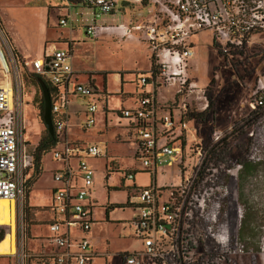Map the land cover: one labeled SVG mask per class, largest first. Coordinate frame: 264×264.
I'll list each match as a JSON object with an SVG mask.
<instances>
[{
    "label": "rangeland",
    "instance_id": "1",
    "mask_svg": "<svg viewBox=\"0 0 264 264\" xmlns=\"http://www.w3.org/2000/svg\"><path fill=\"white\" fill-rule=\"evenodd\" d=\"M47 1L0 0V25L30 62L48 49L49 44L43 47L42 40L53 36V33L43 31V13L32 9L47 6ZM125 3L123 6L119 3L118 9L121 10H115L112 17L117 24L110 26L123 24L131 28L142 23L145 25L151 19L144 5L137 7ZM82 15L81 22L55 29L60 28L63 36L75 40L72 63L81 77L88 72L107 74L106 90L111 94L108 106L116 108L120 105V81L115 74L122 75L126 80L130 77L126 74L128 71H149L152 51L142 31H132L131 39L125 35L106 36L103 33L95 38L87 37L84 27L90 16L89 13ZM53 18L55 20V14ZM102 18L108 20L110 17ZM72 28L74 32L70 31ZM191 41L193 56L186 63L187 84L194 82L196 88L190 91L185 88L178 93V85H161L160 80L155 78V90L152 84L146 88L147 93H154L157 107L174 111L176 117L181 118V123H186V128L176 124L170 132L171 143L179 147L180 152L172 166L167 164L169 157L161 159L156 166V184L163 185L165 191L172 190L180 182V172L181 182L189 188L188 196L197 199L195 219L190 226L204 264H264V109L250 106L254 99L264 98V89L260 90L257 82L264 79V50L254 47L258 41L256 37L248 45L250 48L222 54L214 45L217 40L211 31H200ZM258 43L264 49V42ZM7 44L12 49V41L11 45L9 41ZM14 50L27 150L35 153L38 142L47 134L41 111L43 97L30 64L26 66V59ZM10 72L13 74L12 70ZM141 74L147 76L144 72ZM0 81L3 80L0 78ZM96 83L101 84L98 78ZM129 89V85L123 87V91ZM205 104L207 106L203 109ZM79 105L83 106L82 103ZM100 106L97 105V110H101ZM72 111H80V107L73 103ZM98 116L96 126L102 127ZM80 120L71 122L75 127L72 138L84 140L79 134L82 131ZM109 120V127L93 143L107 148L113 157L110 162V168L114 170L111 179L105 181L102 177L106 158L90 161L95 169L96 190L92 197L98 201V206L94 210L97 223L91 228L89 242L93 250L101 255L94 264H119L118 258L122 254L142 250V242L132 237L128 222L132 216L130 210L117 208L109 215L108 221L103 215V207L108 201L105 189L117 187L118 190L110 194V201L123 202L125 189L121 188V174L141 167V163L133 158L134 146L119 141L120 129L115 127L113 117ZM92 135L94 133L89 132L86 136ZM41 160V169L37 175L31 174L28 183L29 205L26 204L22 211L15 209L12 212L7 202L0 203V264H46L44 254L49 252L46 225L50 217L49 209L42 205L49 203L50 171L57 167V163L51 160L48 152L42 154ZM240 163L249 166L242 178L239 177ZM40 174L42 176L36 183ZM135 182L147 184L146 172L140 173ZM199 203L202 206L197 207ZM244 214L249 232L244 241H240L238 231ZM209 228L215 239L207 236ZM21 258H24L23 263Z\"/></svg>",
    "mask_w": 264,
    "mask_h": 264
},
{
    "label": "built area",
    "instance_id": "2",
    "mask_svg": "<svg viewBox=\"0 0 264 264\" xmlns=\"http://www.w3.org/2000/svg\"><path fill=\"white\" fill-rule=\"evenodd\" d=\"M71 4L87 7L90 22L85 35L95 38L102 30H113L125 36L142 31L152 51L154 74L140 76L141 86L153 85L154 78L161 85H178V93L196 86L187 84V61L193 56L190 39L200 31H211L222 54H230L245 46L247 39L264 32V0H122L131 4H144L151 19L147 24L97 27L95 22L113 12L118 0H64ZM59 26L67 24L68 8H62ZM8 40L0 25V199L12 204V211H22L25 202L27 172L33 158L27 150L25 122L22 115V100L16 57L7 44ZM219 42H222L219 44ZM170 45L169 47H166ZM65 50L52 49L42 57L30 62L32 73L46 77L51 93V120L53 129L60 136L61 149L53 152V158L62 168L56 170L52 180L56 184L51 194V221L47 227L51 234L46 238L51 248L44 254L46 264H94L101 255L94 251L89 242V232L94 223L93 204L90 193L93 187L94 170L89 158L101 156L95 145H83L66 138L67 119L60 113L67 110L70 97L90 98L96 91L77 83L74 71ZM16 67V68H15ZM14 69V70H13ZM10 70L13 71L10 72ZM157 75V76H155ZM150 83H146L147 81ZM259 89H264V79H258ZM50 93V94H51ZM259 97L250 106H262ZM206 104L203 109L206 108ZM95 104L86 105L85 128L94 123ZM60 114V115H59ZM123 119L130 121L135 133L133 158L141 163V172H146L151 183L147 186L127 187L131 194L128 206L133 210L129 220L132 237L142 242V250L124 253L122 264H204L193 237L191 224L194 222V207L197 199L188 196V186L180 182L161 200V189L155 183L156 166L164 157L170 161L180 152L171 143L159 144L160 136H169L178 124L186 128L171 112L157 113L154 93H142L134 109L120 111ZM217 138V137H215ZM166 141L168 142L169 139ZM133 173L123 174V180H133ZM153 180V182H152ZM202 206L201 203L197 207ZM207 236L215 239L209 228ZM23 259L21 261L23 263Z\"/></svg>",
    "mask_w": 264,
    "mask_h": 264
},
{
    "label": "crops",
    "instance_id": "3",
    "mask_svg": "<svg viewBox=\"0 0 264 264\" xmlns=\"http://www.w3.org/2000/svg\"><path fill=\"white\" fill-rule=\"evenodd\" d=\"M120 2L122 4V6H123V3L122 2H124V1L118 0L116 2V5L114 7L113 12L111 14H109V17L110 18L108 20H104L103 18L102 19L100 18L99 20H97L95 22V25L97 27H108V26H110L112 24H117V21H115L113 19L114 18L113 17V13L116 12V11H118V10H121V9H118V5H119ZM135 5L138 7V4H135ZM62 8H68V12H69V16L67 18V24L66 25H68V24L72 25V22H75V23H78L79 21L81 22L82 21V16H83L82 13H85V14L86 13H89V16H90V11H89V9L87 7H84V6H81V5H78V4H71L68 7V3L66 1H64V0H48L47 1V6L45 5L43 7L41 6V7H38V8H32V9H38L39 11H41V13H43V15L41 14L42 15V19H44L43 31H45L46 33L49 32L50 34L53 33V36H51V37L50 36L49 37L46 36L42 40L43 41V47L46 44H49L48 49L45 50L42 55L36 56L33 59H37V58L42 57L46 52H50L54 48L55 49H60V50L67 51L69 53V57H70L69 61H70L71 67H72V69L74 71L73 79L77 83L82 84V85H88V86L92 87L96 91V94L93 95V96H91L90 98H84L83 99V98L70 97L69 98V102H68V106H67L66 113L62 109L60 110V113L62 115L64 114L65 118L67 119V125H66V128H65L66 129V131H65L66 138L69 141H71V142H76V143L83 144V145L84 144L85 145H95L102 152L101 156L96 157V158H89L88 159V164L94 170V173H93V187H92V191L90 193V200H91V202L93 204L92 215H93V218H94V210L98 206V201L95 198L92 197L93 196L92 193L95 192L96 187H95V179H94L95 169H94L93 164L90 161L91 160H96L98 158H106L105 159V163L103 165V168H104L103 172L104 173H103V176H102L103 177V180H105V181H108L109 179H111V175L113 174L114 170H111V168H110V162H111V159L113 157L110 156L109 153L107 152L108 149L105 148V147L104 148H101V147H99L98 145H96L93 142L96 141L97 139H99L98 136H101L102 133H103V131L107 127H109L108 126V122H111L109 120V117H113L114 123H115V127H117L118 129H120L119 130L120 131V135H119L120 136V140L119 141L122 142V143H129V144H131V145L134 146V142H135V138L136 137H135L134 130L132 128V124L130 123V121L119 117L120 116V111L121 110H124V109H134V108H136L137 107V101H138V99L140 97V94L147 93V89L146 88H147L148 84H146L143 87V86H141L139 84L138 80H139V78H140L141 75L144 76V74H141V72H144V73H146L149 76L150 75L149 72H150L152 66H151V60H150L149 61V71H140V72H136V73H134L132 71H128V73L126 72V74H129L130 75V77L128 79H126V80L123 79V76L122 75L115 74V77L117 79H119V81H120V83H119L120 84V92L118 94V96H119L118 98L120 100V105L119 106L117 105L118 107H116V108L115 107L113 108V106L112 107H109L108 106V101L111 99L110 98L111 94L106 90V88H107V74H105V73L103 74V73H92V72H88L85 77H81L79 75V72L76 69L75 64L72 63V50H73V47L75 46V40L72 39V38L68 39L66 36H63L62 30H59L60 28L58 30L55 29L57 26H59L58 21H59L60 15L62 14V12H61L62 10H60ZM53 14H55V20L53 18ZM73 16L75 18H73ZM90 19H91V16L89 18H87L85 27L90 22ZM60 27H63V26H60ZM52 28H54V29H52ZM3 31H4V28H3ZM70 31L71 32H74L73 28ZM4 33H5V31H4ZM101 33H103L106 36H110L111 34H115L117 36H121L122 37V34H119L117 32H114L113 30H109V29L108 30H102L98 34H101ZM5 35H6V33H5ZM8 35H9V33H8ZM192 37H191V39H192ZM256 37H258V41H263L264 42V32L255 33V34L251 35L247 39L244 47L245 48H250L248 45L250 44L252 38H256ZM6 38L10 42V45H11V41H12V43H13V45H12L13 51H15L14 50V48H15L16 51L18 52L19 56L22 57V58H24V59H26L25 60V65L28 66L30 64V59H27L25 57V54L16 47V45L14 44V42L11 39L10 35H9V38H10L11 41L9 40V38H8L7 35H6ZM131 38H133L132 35L131 36H127V39H131ZM191 39H190V46H191V48H193V43H192ZM258 41L255 42L254 47L261 48L262 50H264L263 47H262L263 45H260L258 43ZM214 45L217 46V48L219 47L216 42H214ZM151 56H152V54H151ZM150 59H151V57H150ZM93 74H95V75H93ZM97 78L100 80V82H101L102 85L96 83V79ZM135 81H136V84H135ZM192 83L195 86H197L196 83H194V82H192ZM126 85H129L131 87V89H129L128 91H123V87L126 86ZM51 95H52L53 100H54V98L56 99L57 93H54L53 92V93L50 94V96ZM124 95H125V97H124ZM73 103H76L78 105V107H80V111H72V104ZM80 103H82V105H83L82 107L79 105ZM87 104H95V106H96V111H95V113L93 115L94 123L89 128H85V126H84L85 125L86 118H87V113H86V105ZM98 104H101V106H100L101 110H97V105ZM124 105H126V106H124ZM168 112H171V111H169V110H161L160 107H157V113L158 114H164V115H166ZM113 113H115V115ZM171 113L173 115H175L174 111H172ZM97 116L100 117L99 120L102 121L101 122L102 123L101 124L102 127H97L96 126V124H97ZM79 118H81L80 121H81V124H82V126H79V128H81V130H82L79 134H81V136L85 138L84 139L85 141L83 140V138H80V140L77 139V138L76 139L75 138H72V132L74 131V128L75 127L72 125L71 122L74 121V120H78ZM111 128H114V126H111ZM25 130H26V126H25ZM89 132L90 133L93 132L94 135L89 136V137L86 136L87 133H89ZM55 135H56V140L54 139V143H53L52 148L50 150H48L47 152H48V154L50 153L51 160L53 162L57 163V167L54 168V169H52L50 171L51 185H50V188H49V194H50L49 203L47 205H42V206H47V208L49 209V213L48 214H49V217L50 218H49L48 223L51 221V212H50L51 194H52V190L56 186V184L54 182H52L53 181L52 180V175H53V173L56 170H59V169L62 168L61 163L60 162H57L53 158V152L55 150H60L61 147H62L61 142H60V136H58V134H56V133H55ZM160 138H162V139L159 140V144L171 143L170 134H169V136H167V135L166 136H160ZM164 138H167V140L169 138L170 139L167 142L166 139H164ZM26 143H27V140H26ZM27 147H28V145H27ZM30 154L32 155L33 163H32V167L27 172V180H26L27 184H26V194H25V202H24V205H26V204L29 203V196H30L29 194H30V192H29V188H28V183H29V180L31 178V174L33 176H35V175H37L36 171L39 170V168L41 169V166H39L36 169V164L34 162V154L35 153L30 152ZM43 157H42V159H43ZM176 158H177V155H175V159ZM40 161H41V164H42V160L41 159H40ZM174 161H172L169 166H172V164H173ZM168 162H167V164H168ZM116 172H119V170H116ZM128 172L134 174L133 175V180H125V179L123 180V177H122L123 174H121V176H120L121 188H124L125 189L124 190L125 200L123 202H112V201H110V194H112L114 192V190H118V189H116L117 187H111V188H108V190L105 189V193L108 196L107 197L108 198V201L105 204V206L103 207V215H104V217H105V208L107 206L124 205V204L128 203V201L131 202V200H132L131 194L127 192V190H128L127 187H129V186H131L133 184H135L136 186H147V185H149L151 183V179H150V177H149V175L147 173H146V175H148V183L147 184L142 185L141 183H138L137 184V182H135L136 181V177L138 178L140 176V173H144V172H141L140 169H132L131 168V169H128ZM41 173H42V170H41ZM156 175H157V173H156ZM41 176L42 175L40 174L39 178L36 179V183L40 180ZM178 177H179L180 182H181L182 181V177H181L180 172L178 174ZM128 181L130 183H127ZM36 183H34V186H35ZM155 183H156V177H155ZM165 185L166 184H164V186ZM110 186H113V184H111ZM158 187L161 189V192H162L160 198H161V200H164L166 198V195L164 193L165 190H163V185L158 186ZM30 205L33 206V207H42L40 205H33V204H30ZM10 209H11V205H9V210ZM123 209L130 210L132 212L131 214L133 216V210H132L131 207L128 206L127 208H123ZM115 210L116 209H113V210H110L109 211L108 218H109V215H111ZM2 215H3V212H2ZM132 216H131V218H132ZM3 219H4V215L1 218V220L3 221ZM48 223H47V225H48ZM96 223H97V221L94 219V223H93L92 226H94ZM47 225H46V227H47ZM1 226H2V224H1ZM47 230H48V227H47ZM90 233H91V229H90L89 234ZM50 236H51V234H50V232L48 230L47 238H49ZM88 238H89V235H88ZM47 244H48V247H49V250H50L51 246H50L49 242H47Z\"/></svg>",
    "mask_w": 264,
    "mask_h": 264
},
{
    "label": "trees",
    "instance_id": "4",
    "mask_svg": "<svg viewBox=\"0 0 264 264\" xmlns=\"http://www.w3.org/2000/svg\"><path fill=\"white\" fill-rule=\"evenodd\" d=\"M123 3V2H122ZM124 4V3H123ZM139 5V4H138ZM144 4H140V6H143ZM151 70L149 72V74H154L155 73V68H154V60H153V56H151ZM33 76L35 78H39L41 79L48 87L49 89V92L51 93L52 92V89L50 88L47 80L45 79V77L43 76H38V75H35L33 73ZM258 108L260 109H264V101H263V104L262 106H259ZM41 111H43V102H42V105H41ZM121 117V116H119ZM122 118V117H121ZM54 139L56 140V135L54 133L53 136H50L48 133L40 139V141L38 142V145L37 147L35 148V154H34V162L36 164V169L39 167V163H40V159H41V155L44 154L45 152H47L48 150H50L53 146V143H54ZM240 166H241V169H240V172H239V177L242 178L244 173L247 172V169H249V166H246L244 165L243 163H240ZM38 172V170L36 171V173ZM153 182V180H152ZM25 206V205H24ZM128 207V204H124V205H114V206H107L105 208V220L107 221L108 220V213L110 210H113V209H117V208H120V209H123V208H127ZM246 218L247 216L244 214V217H243V220L241 222V225H240V229L238 231V235H239V239L240 241H244V239L246 238V236L248 235V228H247V221H246ZM1 230H3L1 228ZM2 239H0L1 241ZM118 263L119 264H122L120 262V256L118 258Z\"/></svg>",
    "mask_w": 264,
    "mask_h": 264
},
{
    "label": "water",
    "instance_id": "5",
    "mask_svg": "<svg viewBox=\"0 0 264 264\" xmlns=\"http://www.w3.org/2000/svg\"><path fill=\"white\" fill-rule=\"evenodd\" d=\"M37 81L39 82L42 97H43V111H42L43 124L45 126L47 133L50 136H53L54 129H53V124L51 120L50 92H49L47 85L41 79L38 78Z\"/></svg>",
    "mask_w": 264,
    "mask_h": 264
},
{
    "label": "bare ground",
    "instance_id": "6",
    "mask_svg": "<svg viewBox=\"0 0 264 264\" xmlns=\"http://www.w3.org/2000/svg\"><path fill=\"white\" fill-rule=\"evenodd\" d=\"M2 202H7L9 205H11V211H12V204H10L8 201H6V200H3V199H0V203H2ZM13 212V211H12ZM14 231V230H13Z\"/></svg>",
    "mask_w": 264,
    "mask_h": 264
}]
</instances>
